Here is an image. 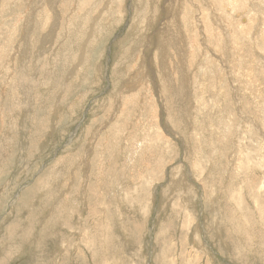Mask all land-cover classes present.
<instances>
[{"label":"rangeland","instance_id":"obj_1","mask_svg":"<svg viewBox=\"0 0 264 264\" xmlns=\"http://www.w3.org/2000/svg\"><path fill=\"white\" fill-rule=\"evenodd\" d=\"M167 1L0 0V264H264V0Z\"/></svg>","mask_w":264,"mask_h":264},{"label":"bare ground","instance_id":"obj_2","mask_svg":"<svg viewBox=\"0 0 264 264\" xmlns=\"http://www.w3.org/2000/svg\"><path fill=\"white\" fill-rule=\"evenodd\" d=\"M169 1V0H168ZM167 1V2H168ZM88 2V1H87ZM112 2V1H111ZM143 2V1H142ZM107 3V2H106ZM165 3V2H164ZM112 4V3H111ZM107 7H108V5L107 4H105ZM74 6V5H73ZM143 6V5H142ZM145 6V5H144ZM113 7V6H112ZM125 9V8H124ZM74 11H75V9H74ZM196 11V10H195ZM35 12V11H34ZM192 12V11H191ZM37 13V12H36ZM114 13V12H113ZM107 18V17H106ZM119 18H121V17H119ZM199 18V17H198ZM165 19H167V18H165ZM164 19V20H165ZM172 19V18H171ZM176 19V18H175ZM188 19V18H187ZM193 19V18H192ZM213 19V18H212ZM97 20V19H96ZM109 20V19H108ZM194 20V19H193ZM69 21H71V20H69ZM195 21V20H194ZM193 21V22H194ZM197 21V20H196ZM215 21H217V20H215ZM168 22V21H167ZM34 23V22H33ZM194 23H196V22H194ZM165 23H163V25H164ZM168 24V23H167ZM199 23H197V25H198ZM32 25V24H31ZM34 25H35V23H34ZM137 25V24H136ZM171 25V24H170ZM187 25V24H186ZM216 25V24H215ZM214 25V26H215ZM69 26V25H68ZM67 26V27H68ZM145 26V25H144ZM191 26V25H190ZM217 26V25H216ZM215 26V27H216ZM32 27V26H31ZM135 27V26H134ZM173 27V26H172ZM193 27V26H192ZM205 27V26H204ZM211 27V26H210ZM210 27H208V28H210ZM167 28H168V26H167ZM167 28L166 29H164L165 31H159L160 33H162L163 34V36L167 39L168 37V35H170L169 33H168V30H167ZM201 29V28H200ZM203 29V28H202ZM202 29H201V31H202ZM206 29V28H205ZM185 30V29H184ZM209 30V29H208ZM215 30V29H214ZM38 30H36V32H37ZM147 31V30H146ZM207 31V30H206ZM210 31V30H209ZM157 32V31H156ZM198 32V31H197ZM218 33H219V31H217ZM189 33V32H188ZM202 33V32H201ZM206 33V32H205ZM211 33H212V31H211ZM210 32H209V34H211ZM214 33H216V31L214 32ZM172 34V33H171ZM198 34V33H197ZM208 34V33H207ZM132 35H133V33H132ZM192 35V34H191ZM195 35V34H194ZM157 36V35H156ZM196 36V35H195ZM206 36V35H205ZM208 36V35H207ZM214 36V35H213ZM212 36V37H213ZM218 36V35H217ZM216 35H215V37H217ZM250 36V35H249ZM192 37V36H191ZM203 38V37H202ZM214 38V37H213ZM218 38V37H217ZM222 38V37H221ZM162 39V38H161ZM169 39V38H168ZM189 39H190V37H189ZM192 39V38H191ZM208 39V38H207ZM215 39V38H214ZM218 39H220V38H218ZM146 40V39H145ZM158 40V39H157ZM230 40H232V39H230ZM236 40V39H235ZM167 41H169V40H167ZM203 41V40H202ZM222 41V40H221ZM189 42V41H188ZM173 43V42H172ZM230 43V42H229ZM204 44V43H203ZM162 45V44H161ZM164 45V44H163ZM193 45V44H192ZM225 45V44H224ZM236 45V44H235ZM165 46V45H164ZM220 46V45H219ZM227 47H228V45H227ZM163 48V47H162ZM220 48V47H219ZM218 48V49H219ZM182 49V48H181ZM232 49V48H231ZM156 52V51H155ZM215 53V52H214ZM155 54V53H154ZM153 54V55H154ZM152 55V56H153ZM216 55V54H215ZM185 58V57H184ZM217 59V58H216ZM184 60V59H183ZM182 60V61H183ZM163 61V60H162ZM166 61V60H165ZM150 63V62H149ZM166 63H168V62H166ZM170 63V62H169ZM183 63V62H182ZM9 65V64H8ZM186 65H188V64H186ZM219 65V64H218ZM21 67V66H20ZM178 68V67H177ZM153 69V68H152ZM150 70V69H149ZM168 70V69H167ZM155 71V70H154ZM179 71V70H178ZM171 72V71H170ZM182 72V71H181ZM175 73V72H174ZM188 73V72H187ZM189 74V73H188ZM75 75V74H74ZM179 75L180 76H184V75H181L180 74V72H179ZM78 76V75H77ZM168 76V75H167ZM170 77H171V75H170ZM186 76H184L183 78H185ZM168 78V77H167ZM179 78V77H178ZM169 79H171V78H169ZM186 79H187V81H188V78L186 77ZM156 80V79H155ZM192 80V79H191ZM190 80V81H191ZM186 81V80H185ZM157 82V81H156ZM168 82V81H167ZM169 83V82H168ZM176 83H177V81H176ZM184 83V82H183ZM194 84V83H193ZM158 86H160V85H158ZM186 86V85H185ZM155 87V86H154ZM177 87H179V86H177ZM159 88V87H158ZM185 88V87H184ZM192 88V87H191ZM189 89V88H188ZM134 90H136V89H134ZM138 90V89H137ZM183 90H186V89H183ZM190 90V89H189ZM141 92V91H140ZM157 92V91H156ZM159 93V92H158ZM175 93H177V91H175ZM181 93V92H180ZM141 95V94H140ZM163 95V94H162ZM178 95V94H177ZM177 95H175V96H177ZM179 95H181V94H179ZM173 96V95H172ZM159 97V96H158ZM163 97V96H162ZM178 97H180V96H178ZM161 98V97H160ZM177 98V97H176ZM158 99V98H157ZM164 100V99H163ZM179 102V101H178ZM159 105V104H158ZM177 105V104H176ZM119 108V107H118ZM163 109V108H162ZM161 111V110H160ZM165 112V111H164ZM189 112H190V110H189ZM157 114V113H156ZM177 114H179V113H177ZM158 115V114H157ZM174 115V114H173ZM156 117V116H155ZM188 117V116H187ZM177 118V117H176ZM180 119V118H179ZM159 120H161V119H159ZM188 121V120H187ZM160 122V121H159ZM112 123V122H111ZM167 125V124H166ZM106 126V125H105ZM109 126V125H108ZM163 127H164V125H163ZM170 127V126H169ZM174 127V126H173ZM176 128H177V126H176ZM162 131H163V129H162ZM170 131V130H169ZM166 132V131H165ZM175 132V131H174ZM176 133V132H175ZM176 134H178V133H176ZM180 137V136H179ZM172 138H174V137H172ZM177 138V137H176ZM176 140V139H175ZM180 140V139H179ZM183 140V139H182ZM176 141H178V140H176ZM187 142V141H186ZM178 144V143H177ZM180 144V143H179ZM182 146V145H181ZM184 146V145H183ZM141 148V147H140ZM101 164V163H100ZM102 165V164H101ZM118 181V180H117ZM198 187V186H197ZM251 188V187H250ZM213 197H215V195L213 196ZM211 198V197H210ZM259 199V198H258ZM250 200V199H249ZM198 230H200V229H198ZM249 250V249H248ZM252 254V253H251Z\"/></svg>","mask_w":264,"mask_h":264}]
</instances>
